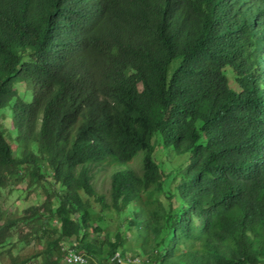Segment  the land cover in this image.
Here are the masks:
<instances>
[{"label": "trees", "instance_id": "16d2710c", "mask_svg": "<svg viewBox=\"0 0 264 264\" xmlns=\"http://www.w3.org/2000/svg\"><path fill=\"white\" fill-rule=\"evenodd\" d=\"M23 183L46 200L10 216ZM67 241L264 264V0H0V248L61 264Z\"/></svg>", "mask_w": 264, "mask_h": 264}, {"label": "rangeland", "instance_id": "374dc122", "mask_svg": "<svg viewBox=\"0 0 264 264\" xmlns=\"http://www.w3.org/2000/svg\"><path fill=\"white\" fill-rule=\"evenodd\" d=\"M6 127L10 130H12V126L10 123V120L6 121L5 123ZM13 140L15 141V136H13L10 139V142L14 148H16L15 142L13 143ZM180 162V161H178ZM138 167L137 165H135ZM110 171H104L98 174L97 181H98V188L100 191L107 192L110 187V178L108 174ZM46 200V194L42 188H38L36 190H28L27 184L23 183L19 185V188L15 189L14 187H9L2 191V197H1V203L3 206V209L10 215L15 217H26L29 216V210L35 206L41 205ZM103 225H106L103 223ZM31 225H25L21 226V232L16 233V238L18 237H24L29 232H33ZM104 228H106L104 226ZM109 229V228H108ZM112 229H114V226H112ZM19 231V227L16 228V232ZM102 238L104 236H101ZM72 242V241H71ZM64 248H74L73 245L70 242H64L63 243ZM10 248L6 246L5 248H0V264H7L9 255L6 254V251H9ZM75 249V248H74ZM42 250L41 245H37L34 241H30L29 244L25 245L24 243L17 244L13 249H11V253L13 255H20L22 258H28L31 256H35L38 254V251ZM29 264H43V257H37L33 258ZM63 263V261L61 262Z\"/></svg>", "mask_w": 264, "mask_h": 264}, {"label": "built area", "instance_id": "2783aa9c", "mask_svg": "<svg viewBox=\"0 0 264 264\" xmlns=\"http://www.w3.org/2000/svg\"><path fill=\"white\" fill-rule=\"evenodd\" d=\"M63 251L65 253V264H92L86 255L78 252L74 248H63ZM142 261L143 259L140 256H128L121 252H117L106 264H141Z\"/></svg>", "mask_w": 264, "mask_h": 264}]
</instances>
